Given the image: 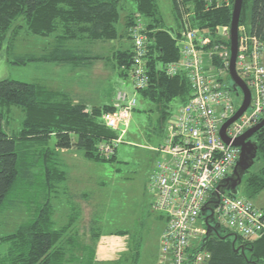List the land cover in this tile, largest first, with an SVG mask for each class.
Listing matches in <instances>:
<instances>
[{
    "label": "trees",
    "instance_id": "obj_1",
    "mask_svg": "<svg viewBox=\"0 0 264 264\" xmlns=\"http://www.w3.org/2000/svg\"><path fill=\"white\" fill-rule=\"evenodd\" d=\"M123 1L126 0H0V48L7 39L16 38L14 30L21 28L19 23H23L29 34L52 41L40 54L14 56L10 61L13 65L72 63L86 66L103 61L101 56L70 47V43L111 42L124 36L117 27L120 12L126 5ZM172 1L181 26L176 34L172 35L164 27L156 0H131L133 12L125 18L122 26L131 43L128 26L136 16L145 22L149 42L145 62L148 81L143 90L135 91L133 87V91L154 106L157 118L155 123H149L150 131L161 138L167 121L173 116L172 103L177 101L181 107L190 96L186 76H169L165 71L168 64L177 63L180 58L183 18L186 17L198 31L214 35L217 27L230 25L234 0H230L228 6L212 4L208 8L204 0ZM16 25L19 26L14 28ZM239 25H245L264 47V0H243ZM108 61L115 65L124 80L132 69V44L112 51ZM220 63L215 60L213 65L220 68ZM227 80L229 82V76ZM115 91L125 92L123 89ZM12 108H19L23 118L17 132L9 133L6 122ZM114 110V102L88 107L82 101L75 102L70 93L51 89L39 82L0 80V210L11 202L7 199L22 188H32L34 193L40 191L38 204L30 200L33 209L29 210L27 221L11 234L0 236V249L5 246L4 251L0 250V264H105L96 260V247L103 234L95 226L93 217L89 227L82 228L88 231L87 242L83 240L87 233L76 226L81 211L74 199L90 204L89 196L82 191L73 194L68 189L72 173L61 162L60 152H77L92 162L114 161L119 144L114 147L112 143L119 137L122 143L123 136L102 121L104 113ZM134 111H137L136 107L132 113ZM252 140L257 146L252 167L257 169L250 171L251 167L242 179L243 197L250 201L264 191V126ZM103 142L112 145V154L106 156L99 151L98 146ZM61 196L74 206L66 223L57 227L54 202ZM262 210L264 212V208ZM233 236L221 227L208 237L203 243L204 249L210 253L208 264H264V236L255 240L236 236L234 246ZM241 246L244 252H235ZM132 250L133 254L129 251L131 258L124 253L118 260L106 264H125L127 260L130 264H138L139 251Z\"/></svg>",
    "mask_w": 264,
    "mask_h": 264
},
{
    "label": "built area",
    "instance_id": "obj_2",
    "mask_svg": "<svg viewBox=\"0 0 264 264\" xmlns=\"http://www.w3.org/2000/svg\"><path fill=\"white\" fill-rule=\"evenodd\" d=\"M204 1L217 6L230 4V0ZM183 19L180 58L177 63L168 64L165 71L169 76L185 75L190 96L167 121L162 141L153 150L157 160L146 183L150 209L165 219L156 264H208L210 253L202 245L206 228L201 210L239 157V149L224 143L219 135L221 126L242 103L241 92L236 95L227 80L230 26L217 27L211 35L191 26L186 17ZM127 32L133 49L130 76L134 90L140 91L148 81V31L143 19L136 16ZM215 60L222 62L220 68L213 65ZM235 69L250 91L251 102L227 127L225 133L230 141L264 119V47L245 25L238 26ZM234 98L240 100L238 106ZM136 105L135 96L119 91L115 110L104 113L102 121L122 137ZM117 144L120 137L112 143L114 147ZM112 145L103 142L98 148L108 156L113 153ZM213 214L215 222L235 236L247 240L264 236L263 210L244 197L221 195Z\"/></svg>",
    "mask_w": 264,
    "mask_h": 264
},
{
    "label": "rangeland",
    "instance_id": "obj_3",
    "mask_svg": "<svg viewBox=\"0 0 264 264\" xmlns=\"http://www.w3.org/2000/svg\"><path fill=\"white\" fill-rule=\"evenodd\" d=\"M123 2L126 5L123 11L120 12L121 18L117 25L120 33H124L122 27L125 22L124 16L132 11L133 5L131 4V0ZM156 3L159 9V15L163 19L164 27L172 35L176 34L181 26L173 1L156 0ZM19 24L21 28L14 30V32L16 31V38L11 40L7 39L6 41V44L11 48H8L6 44H3L0 48V80L10 79L28 83H46L47 81L49 85H52L48 80L51 79L52 81L51 76L55 79L58 77L57 80L62 79L64 73L58 72L50 64L32 63L25 66H17L10 63L13 57L17 55L28 53L40 54L48 48L49 43L52 41L49 38H40L29 34L26 32L25 27H23V23ZM17 26L19 25H16L14 28ZM100 43H98V47L101 45ZM114 44L116 48V42ZM101 46L104 47L103 54L107 56L104 57L101 55L104 59L102 64H104L103 68L105 70L97 69L98 71L96 70L93 73V77L97 78V86L104 84L109 89L115 86L113 88L115 98L117 94L115 90L117 89H123L128 93V97L135 96L137 99V111L132 113L130 125L127 133L123 135L122 143L116 149L114 161L102 163L92 162L85 160L77 152H60L61 162L72 173L70 174L68 189L73 194L78 195L82 191L89 196L88 200L90 204H86L79 198L74 199L77 203L78 210L81 211V216L76 226L81 232L87 233L86 238L83 239L87 242L88 231L82 228H88L90 219L93 217V221L99 232L108 237V242L117 251H122L131 245L128 250L123 252V254L126 253L125 256L128 255L131 258V253L133 254L132 249H138L137 251H139L140 255L138 264H156L159 250V237L164 228L165 219L163 215L150 209V196L146 192V183L154 170V164L157 160L153 150L162 141L161 137L154 135L150 131L152 127L149 123H155L157 113L154 106L143 100L140 94H135L134 91L130 90V87H127V89L122 88L120 83L124 82L123 79L115 78L118 82L107 79V77L109 78L113 74V68L109 65V67H105L107 64L104 62L108 61L107 49L112 47V43L104 42V45ZM109 82H112V84L109 85ZM129 82L130 79L128 77L125 84L129 85ZM229 83H231V80H229ZM99 97L95 98V95L93 96L94 100L92 104L94 106L98 104L97 100ZM239 103L240 100L234 98L235 106H238ZM178 107L177 101L172 103L173 116H175ZM22 118L23 113L20 109L12 108L7 117L6 130L9 133L17 132L20 128ZM256 169L252 167L250 171ZM23 189L18 194H13L11 198H8L7 201L11 202L7 203L0 210V236L11 234L20 224L27 221L29 210L33 209V203L38 204L40 202V191L34 193L32 188L27 189L25 187ZM237 196L243 197V182L238 186ZM30 200L33 203H30ZM252 201L257 208L263 209L264 191ZM86 202L88 201L86 200ZM83 203L85 204L83 205ZM54 204L56 209L54 219L57 227H60L66 223L70 209L74 204L70 201L68 202L65 196L59 197ZM116 231H123L124 233L108 234ZM0 250L4 251L5 246L1 247ZM125 264H130V262L127 260Z\"/></svg>",
    "mask_w": 264,
    "mask_h": 264
},
{
    "label": "water",
    "instance_id": "obj_4",
    "mask_svg": "<svg viewBox=\"0 0 264 264\" xmlns=\"http://www.w3.org/2000/svg\"><path fill=\"white\" fill-rule=\"evenodd\" d=\"M243 0H234L231 14V23H230V60L228 66V73L230 80L232 81V90L238 95V92L242 94V103L235 114L227 120L220 128L219 135L224 143L231 144L233 147L239 149V157L238 160L233 167L232 173L229 177L223 179L218 183L214 192L211 195V199H209L201 210V214L204 216L206 212L210 214L203 219V224L206 228L205 236L202 241L206 242L208 237L211 234V231H216L221 229L220 225L215 222L213 210L219 204L220 196L229 193L231 196H237L238 194V186L242 183V179L246 172L253 166L254 159L257 153V146L255 142L252 141V137L264 126V119L261 120L257 125L247 130L240 137L235 139L234 141H230V139L226 136V129L229 125L235 122L249 107L251 102V94L245 83L240 79L237 75L235 69V61L237 56V37H238V25L240 20V14L242 9ZM210 206V207H208ZM213 222V225L208 221ZM233 246L235 241L237 240L236 236H233ZM244 252L243 246L235 249V252Z\"/></svg>",
    "mask_w": 264,
    "mask_h": 264
},
{
    "label": "crops",
    "instance_id": "obj_5",
    "mask_svg": "<svg viewBox=\"0 0 264 264\" xmlns=\"http://www.w3.org/2000/svg\"><path fill=\"white\" fill-rule=\"evenodd\" d=\"M133 12V10L128 13L126 16H124L125 18L131 14ZM124 18V19H125ZM124 25V24H123ZM124 36H122V38H118L115 41H111L112 43V47L107 49V53H108V57H110V54L112 53V51L119 49V48H127L130 47L131 43L128 40L127 36L123 33ZM114 42H116V48H115V44ZM98 43L100 42H95V43H87V42H71L70 43V47L72 46L73 48H81L86 54L91 53L92 55H96V56H107L103 54L104 51V47H102L101 45H104V42L100 43L99 47H98ZM84 44V46H82ZM104 61V60H103ZM102 61H97L94 62L92 65H86V66H81V65H75V64H62V65H57V64H50L51 66H54L55 69L58 72H63L64 75L62 77V79H55L53 76L52 77V81L51 79H48L49 82L52 83V85H49V83H41L43 85L48 86L51 89H56V90H60V91H66L68 93L71 94L72 98L75 99V102L77 101H82L84 103H86L88 105V107H92L94 106V104H92L94 98L93 96L95 95V98L100 96L99 99L97 100V105L95 106H99V105H103L105 103H113L114 102V87H110V89L107 86H104V84L102 85H98L97 78L93 77V73H95L94 71H96L97 69H101V70H105L104 64H102ZM105 67H112L113 68V74L107 79L110 81H114L116 80L115 78L119 79V73L115 67V65L110 61H105L104 62ZM114 66H113V65ZM49 65V64H48ZM109 65V66H108ZM98 71V70H97ZM56 75H58L57 73H55ZM76 79H75V77ZM130 79L129 85L125 84V82L120 83L122 85V88L127 89V87L131 88L130 90L133 91V86H132V81L130 76L128 75L127 77H125V81L126 79ZM82 79V80H81ZM106 79V80H107ZM116 82H118L116 80ZM112 84V82H109V85ZM102 87V88H100ZM89 89V90H88ZM99 93V94H98ZM163 231V229H162ZM161 231V233H162ZM161 235V234H160ZM160 238V237H159ZM131 246V245H130ZM128 246V248L130 247ZM128 248H125L122 251H117L116 248L110 244L108 242V237H106V235H102L99 239V242L97 244L96 247V260L99 262H103V263H109V262H114L116 260H118L120 258L121 255H123V252H125L126 250H128Z\"/></svg>",
    "mask_w": 264,
    "mask_h": 264
},
{
    "label": "flooded vegetation",
    "instance_id": "obj_6",
    "mask_svg": "<svg viewBox=\"0 0 264 264\" xmlns=\"http://www.w3.org/2000/svg\"><path fill=\"white\" fill-rule=\"evenodd\" d=\"M231 173H232V171L228 174V176H226V178L229 177V176L231 175ZM210 199H211V198H210ZM208 207H210V206H208ZM209 214H210L209 212H206L204 216L201 215V219L203 220V219H204L206 216H208ZM208 222L211 223V224H213V222H211L210 220H209ZM214 233H215L214 230L211 231V234H214Z\"/></svg>",
    "mask_w": 264,
    "mask_h": 264
},
{
    "label": "bare ground",
    "instance_id": "obj_7",
    "mask_svg": "<svg viewBox=\"0 0 264 264\" xmlns=\"http://www.w3.org/2000/svg\"><path fill=\"white\" fill-rule=\"evenodd\" d=\"M207 4V8H208V6L210 7V5L212 6V4H210V3H206ZM231 23V22H230ZM230 26V25H229ZM239 26V25H238ZM228 75H229V73H228ZM230 78V77H229Z\"/></svg>",
    "mask_w": 264,
    "mask_h": 264
}]
</instances>
